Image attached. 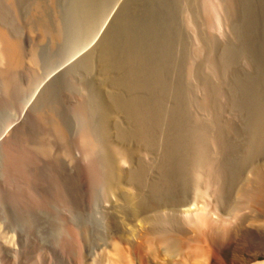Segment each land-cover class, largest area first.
Instances as JSON below:
<instances>
[{
    "label": "rangeland",
    "instance_id": "1",
    "mask_svg": "<svg viewBox=\"0 0 264 264\" xmlns=\"http://www.w3.org/2000/svg\"><path fill=\"white\" fill-rule=\"evenodd\" d=\"M50 1L0 0V25L21 43L24 51L21 65L12 74L14 81L8 83L0 72V217L10 206L22 208L27 204L13 198L25 186L39 204L69 210L81 220L91 218L93 224H101V218L107 224L108 211H102L106 204L104 197L97 194L94 200H89L84 182L87 183V170L77 160L78 137L91 127L101 141L109 140L116 147L131 149L129 159L118 160L119 164H125H120L123 175L135 176L134 185L129 186L133 194L122 201V206L133 205L141 213L160 208L156 218L162 220L163 227L157 223L158 236L153 235L157 239L155 249L142 250L144 264L149 259L150 264H193L194 259L201 260L198 256L193 260L186 258L185 262L183 252L180 253L186 240L191 246L185 251L195 248L196 245L192 246L195 230L202 225L199 220L197 225L189 218L185 221L180 210L201 203L207 209H215L223 200L233 201L232 193L241 179L233 171L235 178L232 176L230 184L225 185L228 188L225 199L214 186L204 189V197L195 195L192 162L202 151L198 129L215 133L219 100L215 96L218 97L221 82L229 85L230 94L245 98L247 105L243 108L255 106L257 98L264 100V48L241 47L232 42L229 25L221 27L217 19L218 0H90L91 7L88 0ZM74 1H79L80 7L85 3L86 13L81 8L76 13L69 11ZM210 4H215L214 8ZM59 25L65 33L62 41L54 39L51 33ZM31 57H35V62ZM84 103H91L86 113L80 107ZM239 112L242 123L239 118L234 123L236 132L226 134L231 144L226 156L232 164L247 139L250 126L245 123L250 121L252 125L255 113L250 109ZM104 121L110 131L105 138L101 136ZM56 123L63 124L65 137L56 132ZM211 145L208 150L212 153L214 150L215 155V146ZM261 154L253 161L264 160V151ZM7 159L15 167L19 165L16 168L12 165L17 173L9 175L13 183L10 193L1 186ZM18 172L30 179L24 181ZM38 206L39 210L45 208ZM88 208L93 212L90 217ZM44 217L40 218V227L48 232L41 231L47 237L55 235L51 221ZM226 239L222 238L225 244L221 238L218 242L225 247L229 245L228 252L234 250L232 246H240L238 250L259 252L257 262L264 261L263 238L243 237L238 244ZM200 244L204 245L201 242L197 245ZM238 261L236 257H227L217 264H239Z\"/></svg>",
    "mask_w": 264,
    "mask_h": 264
},
{
    "label": "bare ground",
    "instance_id": "2",
    "mask_svg": "<svg viewBox=\"0 0 264 264\" xmlns=\"http://www.w3.org/2000/svg\"><path fill=\"white\" fill-rule=\"evenodd\" d=\"M7 1L10 3H15L19 0H7ZM79 1L83 2L84 0L83 1L79 0ZM79 1L78 2L74 1L75 4H73V6L69 9V11H72V13L73 12L76 13L78 12V9L81 8L80 11L86 13L87 11L86 4L84 3L82 4L83 7L82 6L80 7ZM89 1L90 0L87 1L88 4H90ZM55 2L57 3V1ZM217 4H218L217 5L218 10H216L218 11L217 19L219 21V24H221V27L226 24L229 25L231 31L230 37L231 36L233 37V38L232 37L229 38L233 39L232 42L238 43L237 45L241 47L243 46V47H251V48L252 47L264 48V0H218ZM245 4L249 6V7L247 6L248 14H246L247 9H245ZM214 5L210 4V7L213 6L214 8ZM185 17L189 18V16L187 15ZM190 19L191 18H189V20ZM225 27H227V25ZM51 33L53 34L54 39L58 41H62V39H64L65 33L63 32V29L60 25L54 28ZM214 39L217 38L214 37ZM230 42L231 41H229V43ZM196 49H198L197 46ZM196 49L195 52L198 51V50L196 51ZM23 52L24 51L22 50L21 43L18 40H15L12 37H10L8 31L0 25V72L8 79V83L13 80L12 79L13 72L22 63V58L24 56ZM195 52L193 51V53ZM31 58L32 61L35 62V57L34 58L31 57ZM209 65L212 66L213 64L212 65L209 64ZM211 69L213 70L214 68L212 67ZM209 73L210 71L208 72V74ZM225 84L226 83L221 82L218 85V89H217L218 97L215 94L216 95L215 97L219 99L217 101V112H216L217 117L216 116L214 117V119L215 118L218 119V125L215 130V133L214 132L212 134L207 132L205 133L203 132L204 129L203 130L198 129L200 131L198 133V139L200 141V145L199 143L196 145H199L201 149L199 147L198 148L202 151L199 153L200 155L196 153L198 156L196 157L192 156L194 158L192 162L193 164L192 168L194 169L193 170L194 177H193V182L191 181L190 182L193 183L194 186L193 185L192 186L195 188L194 191L195 195H197L199 198L204 197L203 196L205 193L204 189L206 190L210 186H214L216 192L220 196L225 197L228 194V193L226 194L225 192L228 189V188L226 189V186L230 184V182L228 183V180L232 176L233 177L235 176L233 174L234 172L239 173L241 182L236 183L239 185H236V187L234 188V194L232 193V195H235L234 200L232 199L233 201L227 200L226 202H224L223 200L221 201L220 206H218L217 208L213 207L215 209H210V208L207 209V205L201 203V205L199 206L195 205V207H193L194 205L192 206L188 205L187 207H184L183 209L180 210L185 215L186 218L185 221H187V219L189 218V221L194 225H197L198 220L199 223L202 224L201 227H199L197 230L194 229L196 231L195 233L196 238H194V236H191V238H194L193 240L197 244L198 242L204 244V245L202 244L197 245L196 243L194 244L193 242L192 246L193 245L196 246H193L195 247L194 249L191 247V249L193 250L191 252L190 251L188 252L185 250H188L190 248L191 242L190 241L187 242L186 240L185 243H182V249H184V251H180V253L183 252V254L182 253L181 254L185 257L184 259L187 258L189 260L190 257H192L193 260V258L200 256L201 260H196L197 259L196 258L194 259L195 263L193 264H217L219 261H222V259H226L227 257L228 258L236 257L237 259H239L238 261L239 264H264V261L257 262L259 252L251 253L248 251L238 250L240 249L239 248L240 246L236 247L235 245L232 246L234 250L231 249L228 252L227 247L229 248V245L225 247V245L218 242L219 241L218 239L221 238L222 240V238L224 237L228 238L226 239L227 241L229 239L232 240V242L236 241V244H238L237 243L238 240L242 241L243 239L242 240L240 239L243 237L249 238L253 236L255 238L257 237L260 239L261 238L264 239V160L256 159L253 161V159L256 158L259 154L262 155L261 153L264 151V100L257 98L254 101L256 104L254 102L251 103V104L254 103L255 106L253 107L244 106L245 108L244 109L243 105H247L246 103H244L245 98L243 99L241 96L236 94L234 95L230 94L229 92L230 90L228 91L229 85H225ZM205 98L206 97H204L203 99ZM85 100H83V102ZM208 101L209 100H207V102ZM90 104L84 103L82 106L80 105V107H83V110L86 113L87 111H89L87 109ZM240 109L241 110L247 109V111L248 109H250L251 112L254 111L255 112L254 120L252 125L250 121L248 123H245V125L250 126L249 130H247L246 132L247 139L245 140L244 146L240 149V153L237 160L233 161L234 163L232 164V162L230 163L227 160V156H226L228 155L227 152L229 148H231L230 147L231 144L228 141L229 139H227L226 134L227 133L233 134V132L234 133L236 132L234 123L239 121V118H240L239 122L242 123L243 120H241L242 117L240 116V112H239ZM242 113L243 111L241 112V114ZM62 125L56 123L55 130L61 137H65L67 135L66 134L67 131L65 132L66 129H64ZM103 125L104 128L101 131V136H104L105 138L106 136L109 135L110 131L108 132L105 121ZM96 136L97 135L94 133V130L91 127H88L79 135L78 146L80 149V156L79 159L77 158V160H78V164L80 163L81 166L84 168V170H87L86 171L87 183L85 180L84 182H85L86 192H88V195L91 198L89 200H94L93 198H95L97 194L104 197L106 204L102 211H108L107 212L108 217L106 216L107 224H106V220L101 218H99L101 224H96V223L93 224L91 218L87 220L86 219L81 220V218L78 219L76 217H73V214L69 210L61 209L58 206L51 207L50 209L49 207H47V204H39V201L37 199L32 197L29 192H26L27 187L24 186L13 198L21 200L22 202H27V204L23 206L20 205V207L22 206V208H18L16 207V205L10 206L11 209H9L6 213L1 214L0 217V264H136V263L144 264L146 263L145 257L142 254L143 253L142 250L153 248V246L155 245L157 239L155 240L153 235L155 233L156 234L155 237L158 236V234L156 233L158 231L157 227H159L157 226V223H160V227H163L161 226L162 220L159 221L160 219L158 217L157 218L159 220L156 218V216L158 215L157 212L159 211L160 208L157 210H153L152 212L142 211L143 213H141L139 212V210L137 211V209L133 205L122 206L123 205L122 201H124L126 197L130 195V193L133 194L132 191H130L131 190L130 187L131 185L132 186L134 185L133 181H135L134 180L135 176L133 177V176L123 175L122 169H120V164L122 162L119 164L118 160L119 159L126 160L127 158L129 159L131 155V149L127 150L125 148L123 149L122 147H118V146L116 147L111 142H109V140L101 141ZM210 144H212L211 146L213 145L215 146V151H216L215 155H212L214 154V150L213 153L211 152V150H208ZM45 151L47 150L45 149ZM133 153L134 152L132 151V154ZM4 163H5L4 168L6 169V171L4 170L5 173L4 174L2 173L1 186L6 192L10 193L12 191L13 183L9 179V175H12L13 173H17L14 172L15 169L13 168H16L19 165L15 167L12 161L10 162V159H7L6 162ZM31 163L32 162H30V164ZM12 165L14 166L13 168ZM19 175L22 177L24 181L30 179L29 175L28 176L25 174H19ZM4 176L6 177L3 179ZM213 189L214 188H212V190ZM131 196L132 195H130V197ZM25 197H28L27 200ZM130 197L128 196V198ZM239 201L244 203L240 205L238 204ZM38 205L45 206V208H41V210H39ZM120 206L122 209L120 208ZM125 206L126 208H124ZM45 213H48L49 215ZM89 213H90L89 214L90 217V215L93 213L91 209H89ZM43 217L48 218L49 221H51V227L52 230L55 232V235H52L50 237H47V235H45L47 234L48 230H44L43 228H41L40 227L41 223H39L41 222L40 218ZM156 220H158L159 222H157ZM194 227L195 226H193V228ZM187 229H189V227ZM41 230H44L45 234H43ZM188 234H185V236ZM182 235L184 234L182 233ZM181 239L183 241L182 237ZM154 251L153 253H155ZM151 252L152 251H149V253ZM145 256L147 257L148 255ZM180 259L181 258H179V260ZM187 259L185 260V262L187 261ZM234 261L236 260L234 259ZM149 262L147 263L150 264ZM152 264H154V262Z\"/></svg>",
    "mask_w": 264,
    "mask_h": 264
}]
</instances>
